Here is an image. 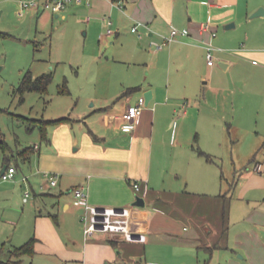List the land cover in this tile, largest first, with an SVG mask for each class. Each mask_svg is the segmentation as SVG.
<instances>
[{
    "label": "crops",
    "instance_id": "1",
    "mask_svg": "<svg viewBox=\"0 0 264 264\" xmlns=\"http://www.w3.org/2000/svg\"><path fill=\"white\" fill-rule=\"evenodd\" d=\"M263 6L264 0H123V7L92 0L54 14L72 11L86 34L97 35L99 50L113 59L131 53L147 75L129 80V91L112 103L80 107L65 115L68 121L49 125L46 145L35 143L28 158L19 153L34 178V184L23 179L25 190L51 206L36 215L28 239H36L33 255L71 264H264V25L252 16ZM30 10L46 24L47 9ZM137 22L141 35L131 30ZM205 22L217 31L214 37L202 28ZM230 22L235 25L226 27ZM172 26L190 32L156 49L151 41L163 40ZM208 42L215 47L213 65ZM149 90L136 127L123 130L122 114L136 97L128 94L140 98ZM193 114L197 148L178 141L170 128L175 116ZM227 134L228 146L253 148V155L225 189L213 149L200 147L224 146ZM167 146L174 150L167 154ZM45 172L57 173V184ZM76 187L90 203L131 207L132 228L146 240L87 239ZM137 196L144 205L134 204Z\"/></svg>",
    "mask_w": 264,
    "mask_h": 264
},
{
    "label": "rangeland",
    "instance_id": "2",
    "mask_svg": "<svg viewBox=\"0 0 264 264\" xmlns=\"http://www.w3.org/2000/svg\"><path fill=\"white\" fill-rule=\"evenodd\" d=\"M21 1L0 0V174L7 163L17 170L14 178L2 180L0 176V258L3 260L9 258L11 249L34 235L38 212L51 209L47 198L42 199L31 188V194L26 196L29 182L26 184L23 177H29L33 184L34 178L28 173L30 163L22 160L19 151L35 143L46 145L33 119L61 117L80 107L92 110L103 103H112L128 89L129 80L147 75V70L132 62L131 53L118 54L113 59L105 48L99 50L97 35L92 31L86 34L80 17L72 11L56 17L47 9L50 17L43 24L34 11L20 12ZM254 18H263L261 24L264 25V15ZM28 71L35 77L44 72L53 73L47 93L32 90L22 94L19 91ZM65 82L69 92L60 90ZM128 95H136L133 104L137 103L138 92ZM170 128L174 129L176 139L189 148L199 146L194 114L186 120L175 116ZM168 134L169 131L165 137L167 144ZM225 137L224 146L200 149H213L210 154L225 175L226 189L227 180L231 181L234 173L250 163L253 148L239 144L232 148L228 146L231 136ZM172 150L174 148L166 147L167 154ZM24 263L71 264L43 253L25 256Z\"/></svg>",
    "mask_w": 264,
    "mask_h": 264
},
{
    "label": "built area",
    "instance_id": "3",
    "mask_svg": "<svg viewBox=\"0 0 264 264\" xmlns=\"http://www.w3.org/2000/svg\"><path fill=\"white\" fill-rule=\"evenodd\" d=\"M90 3L92 0H22L20 12L23 13L28 9H48L54 13L62 12L68 4L72 2ZM120 7H123V0H113ZM103 20L108 24L107 33L112 34L113 30L110 26L113 21L109 15H104ZM141 22L135 23L131 30L138 35H141L140 26ZM203 29H208L211 32L212 37L217 34V31L211 28L210 22L202 24ZM188 28H178L172 26L168 35L163 40H152L151 44L156 49L163 48L166 44L172 42L180 36L189 34ZM214 45L211 42L206 44V57L207 63L213 65L215 63ZM147 101L145 96H141L137 103L129 104L127 109L122 114V129L125 131H132L137 124L139 116L142 114ZM16 167L14 165H7L4 172H1L0 176L2 180H8L15 177ZM45 175L49 177L52 185L57 184L58 174L53 172H45ZM24 180H28L27 176L23 177ZM135 187H139V183H134ZM29 195V191L26 192ZM74 195L77 200L84 206L85 211L82 214V221L84 223L85 237L92 238L98 235H107L113 239H122L128 241H145L146 235L138 232L132 228L131 225V207L129 206H116V205H100L90 203L87 197V192L83 187L74 188Z\"/></svg>",
    "mask_w": 264,
    "mask_h": 264
},
{
    "label": "trees",
    "instance_id": "4",
    "mask_svg": "<svg viewBox=\"0 0 264 264\" xmlns=\"http://www.w3.org/2000/svg\"><path fill=\"white\" fill-rule=\"evenodd\" d=\"M53 79V73L52 72H44L39 76H34L31 71H28L25 76L23 77L21 84L19 86V91L24 94L27 91H38L42 94H45L48 92V87ZM62 92H69V88L65 82L64 87L60 89ZM129 91V90H127ZM70 119L69 116H61L58 118H41V119H33L36 121L34 123L35 126H38L40 132H41V138L42 140H47L49 137L48 134V126L53 124H58L61 122L68 121ZM35 145L32 147H26L19 151L20 155L28 158L29 155L35 150ZM207 156L210 158L209 154ZM9 166L10 164L7 163ZM35 238H31L24 244L17 246L13 248L10 251V256L7 260H3L0 258V264H27L24 263L23 257L25 255L32 256L35 253ZM110 241H114L111 239ZM31 264V263H28Z\"/></svg>",
    "mask_w": 264,
    "mask_h": 264
},
{
    "label": "water",
    "instance_id": "5",
    "mask_svg": "<svg viewBox=\"0 0 264 264\" xmlns=\"http://www.w3.org/2000/svg\"><path fill=\"white\" fill-rule=\"evenodd\" d=\"M263 13H264V8L262 7V8H259L257 11H255V12L252 14V16L261 15V14H263ZM234 25H235V22H230V23L226 24V27L229 28V27H232V26H234ZM144 96H145V98H146V101H149V100L151 99V97H152V91L149 90V91L145 92ZM6 167H7V164L4 165V167H3V169H2L1 172H4L5 169H6ZM134 204H137V205H144V204H145V199H144V197H142V196H137L136 200L134 201Z\"/></svg>",
    "mask_w": 264,
    "mask_h": 264
}]
</instances>
